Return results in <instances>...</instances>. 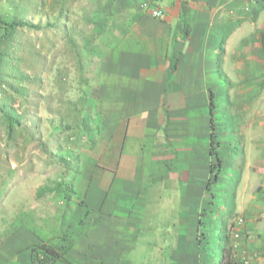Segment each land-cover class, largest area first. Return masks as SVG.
Listing matches in <instances>:
<instances>
[{"label": "crops", "instance_id": "1", "mask_svg": "<svg viewBox=\"0 0 264 264\" xmlns=\"http://www.w3.org/2000/svg\"><path fill=\"white\" fill-rule=\"evenodd\" d=\"M155 8L164 16H153ZM95 9L102 11L106 27L105 52L94 70L92 116L84 130L70 133L86 139L78 147L75 138L69 150L74 179L58 194L63 205L55 202L53 214L39 220L62 225L60 243L47 235L30 245L60 247L64 257L53 264H133L126 254L110 261L103 247L108 206L116 210L127 189L140 205L154 203V188L196 164L193 125L205 116L223 73L235 99V135L244 136L246 154L256 161L246 170L249 194L237 199L245 224L238 226L235 260L240 264L246 251L253 264H264V0H101ZM143 164L155 173L147 183L137 181ZM54 194L49 192L50 201ZM142 206L138 212L129 209L133 222L127 225L136 233L123 253L141 245ZM26 262L32 264L31 250ZM148 264H159L157 253Z\"/></svg>", "mask_w": 264, "mask_h": 264}, {"label": "rangeland", "instance_id": "2", "mask_svg": "<svg viewBox=\"0 0 264 264\" xmlns=\"http://www.w3.org/2000/svg\"><path fill=\"white\" fill-rule=\"evenodd\" d=\"M37 1L0 0V15L8 18L28 19L35 23L41 21V25L45 26L54 20L55 12L51 11L53 8L56 9L55 11L58 10L61 0H43L45 3L43 10L36 8ZM95 3V0L73 1L71 11L76 17L72 15L71 18L78 20V15L83 13L81 9L84 4L87 5V10L102 16V11L95 9L97 7ZM1 32L2 29H0ZM25 35L26 39L34 37L33 33L28 30L25 31ZM47 37L48 40L52 37L56 38L53 31ZM66 52L63 48L57 54L53 68L44 74V87L40 92H36L38 95L48 96L44 98L39 110L43 117L42 124L37 123L34 126L39 136L37 135L34 140L30 141L28 137L23 136L16 145H9L6 142L5 126L0 119V264H28L26 258L30 244L37 242L39 238H47V235L52 242L60 243L57 236L61 234L62 225L54 222L40 225L39 220L47 213L53 214L55 202L63 205L64 197L58 194L63 190H68L67 186L74 179L69 173L71 170L69 166H72L69 163L71 158L69 150L75 148L74 142L76 141H73L75 138H78V147L83 146L82 139H86L85 135L73 136L75 137L73 139L70 133L59 134V129L53 126L52 131L49 122L52 117L58 119V113L65 112L67 108V104L60 103L57 97L63 92L53 83L56 69L59 68L61 73H68V86L72 84L71 89L65 94L72 98H77L79 95L78 76L71 55ZM217 78H220L222 83L220 89L216 87L210 94V105L205 116L200 117L199 120L196 119L197 123L193 125L196 128V137L198 136L195 142L200 154L195 157V160L199 159L200 162L196 161V164L190 165L189 171H186L184 167L183 171L173 172L171 179L154 188L155 198H152L156 199L154 203L140 205L139 197L135 199L130 196L127 189L126 197L115 207L116 210H113L112 205H110L111 208L108 206V221H105L108 228L105 231L106 243L103 247L109 253L110 261H114L119 255L126 254L125 257L133 260V264H141L142 261H147L145 264H148L151 255L154 257L157 253L159 264H184L182 260L186 256L189 243L197 236V222L200 214L211 209L213 201L219 203L220 196L218 195L217 201L213 194L217 192L221 183H224L226 187L224 202L220 204V209L225 211L223 216L227 219L228 226L238 228L237 220L240 217L244 218L243 210L239 208L237 199L249 194V191H244L246 170L255 165L256 161L253 160L254 157L246 154L245 147L242 145L244 136L235 135L234 132L236 123L232 115V105L235 104V99L234 95L229 92V77L222 73ZM0 100H2V94H0ZM12 104L19 107V101ZM193 110H196L194 112L197 114L198 110L201 111V109ZM213 148L219 156L212 154ZM219 159L224 165L218 172L220 181L215 182V169L212 171L211 166L217 165ZM63 161L68 166L64 165ZM139 169L143 170L144 174L139 172L138 182L147 183L146 178H152L155 174L151 172L152 165L148 167L143 164L139 166ZM140 175H144L145 179ZM155 182L159 183L160 180L156 179ZM211 182L214 184L207 186V183ZM62 183L66 186L64 189L61 187ZM40 189H45V196L40 197ZM49 192H55L51 201ZM141 206L143 218L140 223L143 234L139 243L142 249L138 246L135 249H126L123 253L124 246L133 241L132 233H136L132 229L129 230L127 225L128 222H133L131 218L129 220V209L138 212ZM245 206L246 204L243 208ZM230 207L235 209L230 211L228 210ZM29 228L31 229L28 233L30 236L23 238L22 234L29 232ZM168 228L172 229L171 235L165 234ZM169 236L171 238H168ZM15 248L19 250L16 254ZM200 258L206 261L207 256L201 255Z\"/></svg>", "mask_w": 264, "mask_h": 264}, {"label": "trees", "instance_id": "3", "mask_svg": "<svg viewBox=\"0 0 264 264\" xmlns=\"http://www.w3.org/2000/svg\"><path fill=\"white\" fill-rule=\"evenodd\" d=\"M73 1L80 0H61L58 10L55 11L56 9L53 8L51 11L55 12L54 20L45 26L41 25V21L35 23L28 19L0 15V29H2L0 33V94H2L0 119L5 126L6 142L9 145H16L23 136L28 137L29 141L37 137L34 126L37 123L42 124L43 117L39 110L44 98L48 96L38 95L36 92H40L44 87V74L53 68L57 54L63 48L67 51L66 54L71 55L78 76L79 95L77 98H72L65 94L71 89L72 84L68 86V73H61L59 68L56 69L53 83L63 92L57 97L60 103L67 104V108L65 112L58 113V119L56 117L49 119L51 130L57 127L59 134H78L84 130L86 120L92 116L91 90L94 70L104 56L105 45L101 37L106 32V27L103 26L102 16L87 10L86 3L81 9L82 15H78V20L72 19L71 16L75 14L71 11ZM95 2L97 7H100L101 0H95ZM36 4L39 10L45 8L43 0H38ZM73 17L76 16L73 15ZM26 30L31 31L34 37L26 39ZM51 31L56 38L52 37L48 40L47 36ZM16 101H19V107L12 104ZM36 113L37 117H35ZM211 152L215 155V148ZM223 165L222 160L219 159L217 165L211 166L212 171L215 169V182L220 181L218 172L222 170ZM212 184L214 183H207V186L210 187ZM225 187V184L221 183L217 192L213 194L217 201L218 195L221 197V199L219 197V203L213 201L211 209L200 214L197 222V236L189 243L186 256L182 260L184 264H236L234 228L228 226V221L223 216L225 211L220 209V204L224 202ZM44 192L45 189L39 190L40 195ZM228 210L232 211L233 207ZM29 249L32 264H53L64 257L60 247L45 242L33 244ZM201 255L207 256L206 261L200 258Z\"/></svg>", "mask_w": 264, "mask_h": 264}, {"label": "built area", "instance_id": "4", "mask_svg": "<svg viewBox=\"0 0 264 264\" xmlns=\"http://www.w3.org/2000/svg\"><path fill=\"white\" fill-rule=\"evenodd\" d=\"M152 15L155 17H163L164 11L161 10L160 8H155L152 10ZM243 224H244V218L240 217L237 220V226H241ZM240 238H241V233L238 230V228L235 227L234 231H233L234 252L237 251V249H238V246H239L238 243H239ZM234 256H235V254H234ZM240 264H253L251 256L246 251L243 253Z\"/></svg>", "mask_w": 264, "mask_h": 264}]
</instances>
